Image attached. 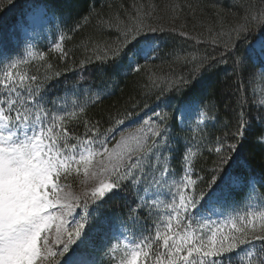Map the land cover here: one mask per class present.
<instances>
[{
	"label": "trees",
	"instance_id": "obj_1",
	"mask_svg": "<svg viewBox=\"0 0 264 264\" xmlns=\"http://www.w3.org/2000/svg\"><path fill=\"white\" fill-rule=\"evenodd\" d=\"M262 11L264 0H0V78L9 63L21 61L14 73L36 77L26 79L25 85L29 90L39 87L37 96L44 98L41 107L63 117L57 123L68 130L70 144L82 145L83 138L91 136L89 128L98 124L110 148L125 128L146 120L160 126L168 138L173 171L163 177L167 183L153 182L147 191L143 185L139 190L124 185L103 200H89L87 212L85 197L79 194L81 207L75 208L74 219L87 217V237L80 253L90 261L113 264V256L124 257L126 248L164 230L172 212L168 207L172 194L184 191L178 184L184 175L186 147L196 156L189 173L195 185L185 195L193 194L198 207V211L189 210L188 231L203 237L205 243L213 232L218 243L245 225L250 233L255 225L254 234H264L257 215L264 212V145L246 131L237 151H228V145L237 143L233 134L241 107L256 132L264 131L257 123L264 121V67L255 59L247 66L234 63L264 34V23H253L244 34L247 39L236 40L232 31L246 16ZM127 27L144 29L157 49L148 60L140 61L139 71L129 69L126 58L117 60L112 55ZM55 43H60L63 54ZM5 91L0 87V101ZM187 108L192 113L185 112ZM183 112L194 118L182 119ZM217 146H222V153L214 150ZM221 155L232 159L221 163ZM213 174L214 185L210 184ZM150 178L161 179L158 172ZM80 180L81 173L73 171L60 183L77 190ZM144 200L151 214L147 208L129 212ZM212 212L217 215L212 217ZM207 214L210 219L204 220ZM179 219L183 221L182 212ZM187 223L178 229L174 218L172 230L183 231ZM260 248L257 243L252 249L253 264L264 258L257 251ZM246 252L233 253V264H249Z\"/></svg>",
	"mask_w": 264,
	"mask_h": 264
},
{
	"label": "snow or ice",
	"instance_id": "obj_2",
	"mask_svg": "<svg viewBox=\"0 0 264 264\" xmlns=\"http://www.w3.org/2000/svg\"><path fill=\"white\" fill-rule=\"evenodd\" d=\"M47 15V12L43 13V16ZM253 23H264V11L258 16H246L242 24L233 28L235 39H247L244 34ZM144 31L140 27H127L122 32V41L112 50L114 58H126L129 69L134 71H139L140 61L148 60L157 51L153 38ZM60 39L63 40V36ZM54 47L63 54L60 43H55ZM229 47L233 48L234 45L230 44ZM254 59L264 67V34L257 36L243 59L237 57L234 63L247 66ZM19 63L21 61L9 63L0 78V87L6 90L4 100L0 101V264H95L94 261L82 259L80 253L87 237V217L82 216L79 221L71 218L73 209L81 207V196L64 191L68 185L60 183L61 177L66 181L73 171L78 174L82 166L86 179H98V186L83 193L85 212L89 200H103L109 194H116L124 185L136 190L143 185L144 191H147L148 184L167 183L163 177L170 176L173 171L169 163L168 138L160 126L146 120L144 124L147 128H140L127 136L122 134L111 150L107 147L108 137L100 131L98 124L89 128L91 136L86 135L82 145L70 144L68 130L57 123L63 117L41 107L44 98L37 96L39 87L29 90L25 85L26 79L35 81L36 77L27 78L14 73ZM250 78H254V74ZM182 82L188 83L186 80ZM25 96L27 98L21 103V98ZM80 111H84L83 107ZM204 115L201 113V122ZM238 115V127L233 134L237 143L228 145V151H237L246 131L264 145V131L256 132L242 107ZM157 116L165 119L160 113ZM257 123L264 127V121L258 119ZM58 127L60 131H56ZM214 150L222 153V146ZM97 156L102 160L93 166ZM195 156L196 152L186 147L182 155L184 175L178 184V189L184 191L178 190L172 194V203L168 205L172 212L164 222V230H156L154 235L145 237L144 242L126 248L124 257L116 259L113 256V264H233V253L238 255L245 249L249 264H253L252 249L257 243L261 245L257 251L264 253V234H254L255 225L252 233L245 225L236 228V234L223 236L218 243L215 232L205 243L203 237L188 231L191 223L189 210L198 211L196 197L193 194L185 195L188 187L195 185L189 175ZM230 159L232 157L221 155V163H227ZM157 172L161 179L153 181L150 174L154 176ZM210 184H216L215 174ZM214 192L213 188L207 198L212 199ZM204 196L201 192L200 199H204ZM145 208L151 214L148 201H138L129 212H139ZM181 212L183 221L179 219ZM257 215L261 218L259 227L264 233V212ZM174 218L178 229L188 222L183 231L172 230ZM248 223L252 221L248 220ZM198 238L199 244L196 243ZM111 251L115 253V247ZM258 264H264V258L259 259Z\"/></svg>",
	"mask_w": 264,
	"mask_h": 264
},
{
	"label": "rangeland",
	"instance_id": "obj_3",
	"mask_svg": "<svg viewBox=\"0 0 264 264\" xmlns=\"http://www.w3.org/2000/svg\"><path fill=\"white\" fill-rule=\"evenodd\" d=\"M37 15H38V14L33 15L32 18L37 17ZM37 27H38V26H36V28H37ZM185 110H187V111H185V112H189V111H190L188 108L185 109ZM185 112L182 113V119H184L185 117H188V121H189V120H191V119L194 118L193 115L191 114V113H192L191 111H190L191 113H185ZM200 123H201V122H200ZM147 127H148V126L145 125V124H144V121H143L142 123H140V124H138V125H136V126L129 127V128H125V129L121 132V134L117 137L116 141H118V140L120 139V137H121L122 134L125 135V136H127V135H129V134L136 133V132L138 131V129H140V128H147ZM116 141H115V143H116ZM115 143H114V144H115ZM111 148H112V147H110L109 150H111ZM101 160H102V157L97 156V157L94 159V161H93V166L98 165L99 162H100ZM90 170H91V169H90ZM79 173H81V180H80V182L77 184L78 189H77V190H73L72 187H66V188L64 189V191H66V192H67V191H70V192H72L74 195H79V194H83V193H85V192H90L92 188L98 186V179H86V178L84 177V175H83V170H82V166H81V171H80ZM52 211H55V210H52ZM74 213H75V208L73 209V217H71V218H74ZM213 215H217L216 212H215V213L212 212V215H211V216H213ZM209 217H210L209 214L204 216V218H205L206 220H209ZM216 222H217V221H216ZM54 230H55V222L53 223V232H54ZM81 258L84 259V260L90 261L89 258H88L85 254H81Z\"/></svg>",
	"mask_w": 264,
	"mask_h": 264
}]
</instances>
